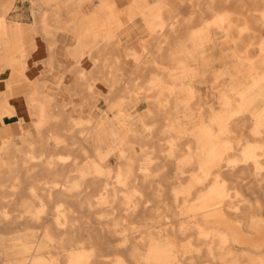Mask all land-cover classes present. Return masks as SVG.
<instances>
[{
	"label": "bare ground",
	"instance_id": "obj_1",
	"mask_svg": "<svg viewBox=\"0 0 264 264\" xmlns=\"http://www.w3.org/2000/svg\"><path fill=\"white\" fill-rule=\"evenodd\" d=\"M15 1L5 6L0 18V30L13 37L1 43L0 84L21 76L30 78L32 65L39 64L33 56L38 38L46 41L52 66L54 38L67 30L78 41L68 49L76 65L70 71L71 83L62 77L58 85L71 87V93L79 87L80 92L58 104L47 91L48 80L32 79L35 93L24 103L33 110L32 127L24 124L25 114L14 103L0 101V119L5 123L18 115L15 124L21 130L20 142L8 139L0 147V241L4 244L11 236L14 245H19L11 250L8 263L0 250V264H264V0H134L135 8L145 7L144 16L149 12L167 18L172 23L168 27L171 36L178 37L180 28L182 35L217 29L225 35L233 61L223 70L203 74L187 38L177 41L178 50L172 46L168 53L167 70L176 80L169 83L155 74L147 81L145 97L160 95L166 107L176 106L178 94H185L182 108L168 116L165 129L203 135L198 138L203 152L185 138L188 144L182 151L181 168L168 181L170 186H155L145 178L154 151L145 146L143 153H132L131 114L117 99L139 100L138 83L123 68L124 60L137 57L132 47L124 49V56L121 53L116 34L123 23L115 0H101L90 12L83 9L87 0H46L44 12L34 10L35 25L8 28L6 16ZM188 1L195 7L190 26L183 20V11L175 9L176 3ZM123 13L130 16L131 11ZM159 23L156 30L161 28ZM104 31L107 37H101ZM208 42L206 37L203 46ZM165 47L160 44L152 52V64L162 70L159 59ZM87 57L92 68L84 66ZM181 59L185 63L179 68ZM101 60L103 69L99 68ZM181 77L188 81L178 83ZM100 83L109 88L110 95L101 93ZM203 84H208L217 105L206 101ZM103 98L106 103L117 102L115 117L104 120L103 109L95 116L97 102ZM70 106L73 111L88 106L89 117H74ZM94 122L99 123V136L109 134L119 150L116 175L103 181L92 175L80 151L71 153V146L82 142L94 149ZM230 129L233 136L225 137ZM245 130L256 136H245ZM51 139L69 145L70 152L52 153ZM100 141L104 146V139ZM249 194L258 195L251 199ZM141 251L146 255L139 261Z\"/></svg>",
	"mask_w": 264,
	"mask_h": 264
},
{
	"label": "crops",
	"instance_id": "obj_2",
	"mask_svg": "<svg viewBox=\"0 0 264 264\" xmlns=\"http://www.w3.org/2000/svg\"><path fill=\"white\" fill-rule=\"evenodd\" d=\"M12 0H0V18L3 17L5 6H7ZM158 0H149L150 3H155ZM18 0L15 1V7L12 11L8 13L6 16V23L7 27L20 25L25 28H29L33 25H35L38 16L35 14V9L38 11L39 8H42V12H44L48 5L46 3V0H31V15L33 17V22L31 24L22 23L19 21H11L9 20V16L16 11ZM115 6L118 11L121 12V20L123 23L122 28L117 32L116 37L120 41V43L123 46V39L120 36L121 32H124L126 36H131V31L133 30L132 27H130L132 24L136 25V21L140 19L144 25V30L147 32V36L140 38L139 44L141 47V51L137 50L134 46H127L126 48L132 47L136 51V57H131L129 59H126L123 61V68L125 69L128 64H132L135 68L134 71L131 73L133 76V80L138 83V87L140 89H144L145 85L147 84V81L152 75L158 74L163 75L166 80L171 83L174 82L176 79L175 77H172L171 70H167L170 63V55L168 53L170 52L172 46H175L177 49V46L179 48V45L176 46L177 41L186 40L188 38L187 47L191 49L192 52L197 53L198 59H199V68L203 74H210L214 70H223L227 68L231 64V54L229 52L228 43L225 40V35L220 34L217 29H211L209 32L206 33H198L199 31L189 32L186 31L184 35L181 33V28L179 29L180 33L178 37L176 35L171 36L169 34V31H171L168 27L172 25V23L166 22L167 18L165 17H155L151 13H147L146 16H144L141 13V10H144L145 7L135 8L134 6V0H128L127 5H125L124 8H121L119 5V0H115ZM87 2L84 3V5ZM95 8L101 4V0H95L93 3ZM176 3L175 9L181 11V7H178ZM189 5V4H186ZM93 8L92 10H94ZM54 9V8H52ZM51 9V10H52ZM84 9V6H83ZM168 9H172L171 7H168ZM91 10V11H92ZM131 11L130 16L125 15L124 11ZM85 11V10H84ZM183 14L185 16V24L188 26L193 25L194 22V13H188L184 12ZM70 20V18H68ZM161 28L155 29V25L158 23ZM174 25H176L174 23ZM183 25V23H182ZM163 27V28H162ZM61 33H68L72 35L75 38V43L71 45L70 47H67L66 52L68 55V49L71 47H75L78 43L77 38L75 35H73L71 32L67 30H61L59 31L55 38H54V48L52 53V59L53 64L50 66L48 64V58L50 57V54H48V51L46 49L45 40L37 39L38 40V49L33 54L34 61L39 62L37 65H32L31 71L29 73V77L21 76L17 78L16 80L10 79L0 84V101H8L11 103H14L16 107L18 108L19 113L27 114L29 111L25 107V100L27 97L33 96L35 93V88L32 82V79L38 78V80H48L50 83V80L47 78L48 73H51L56 66H61L62 63L59 59V49L61 41L59 39V35ZM214 33L218 35L217 38L214 37ZM155 34H158V37L155 39ZM101 37H107L108 32L104 31L100 33ZM207 37L208 44L203 46L204 40ZM225 40V41H224ZM5 41H13V37L9 31H2L0 30V57L3 55L4 52V46L1 45L2 42ZM44 41V43L42 42ZM160 44H163L165 47L164 54L162 58L159 59L160 65H163L164 69H158L156 66H153L152 64V52L155 51V48L159 46ZM145 47H148V51H145ZM178 50V49H177ZM71 58V57H70ZM42 60H44V63H40ZM72 64L69 68V72L71 69L76 65L75 61L71 58ZM86 62H89L91 65L90 67L85 68H92L93 63L89 60V58H85ZM84 61V64H85ZM233 62V61H232ZM185 61L181 59V61L178 62L177 66L180 68L182 65H184ZM99 68H104V62L101 60L99 63ZM231 72L234 73L236 70L234 68H231ZM8 73L5 74V78L7 77ZM63 76L59 77L58 82L56 85L59 87V80ZM202 80H205L207 78H201ZM178 83H186L188 81V78H179ZM119 83L125 87V84L121 80H119ZM103 85L100 84L99 89L101 93L105 95L109 94V89L106 88V90H103ZM105 88V87H104ZM48 89V88H47ZM60 90H64L67 92H71V87L68 89L64 86L59 87ZM48 91V90H47ZM78 93L76 88L72 89V94ZM55 99L57 100L56 94H52ZM204 97H207L203 93ZM185 94L183 91H181L178 94V103L176 106H169L166 107L164 97L160 95H156L153 98H142L139 103L145 101L148 104V107L142 111L139 112L138 115H135L131 118V123L133 125V141H134V147L132 150V153L139 155L143 153L145 146L151 150L154 151L155 159H151L150 154L147 155L148 159H151L147 162L149 173L146 174L145 178L153 183V185H165L170 186L171 183H168V181H171L175 178L176 171L179 170L180 165V159L182 158V151L186 148L188 142L185 138L191 139L194 148L200 152H203L201 142L198 140V138L202 137L203 135L196 133L195 131H184L179 128L174 130H168L165 129V125L167 123L168 116L174 112L177 109L182 108L181 101L183 100ZM215 102L211 103L213 105H217L216 99H214ZM70 101V100H69ZM69 101L61 102L66 103ZM105 102L104 100H102ZM58 103V104H61ZM107 109H103V119L105 120L108 116L115 117V115L118 112L117 104L112 101L109 105H107ZM132 106V107H131ZM126 107L132 111V108L135 106L127 103ZM133 112V111H132ZM19 119L18 115H15L13 118H7L5 120V123L0 119V147L4 143V141L8 139H14L17 142H20L21 137V130L18 129L17 125L15 124L17 120ZM99 130V127H98ZM98 130H95L97 133L95 134V138L97 139L96 142H98V146H95L94 149L98 150L100 154L108 155H116L117 163L116 165H112L110 161H104V156H101L100 162H91L89 169L92 171V175L100 179L101 181L107 180L111 176H115L116 172L118 170L119 165V150L117 144L112 145L111 136L107 133H104L99 136ZM245 136L248 137H255L256 135H252L250 130L244 131ZM233 133L232 130H228L225 137H232ZM100 137L104 139V146L102 145L100 141ZM177 139V141H176ZM179 142V143H177ZM110 143V144H109ZM51 149L54 148L53 146L50 147ZM105 150V151H104ZM174 150V153H173ZM52 153H57L56 151ZM188 169V168H186ZM185 169V170H186ZM94 171V172H93ZM186 181L189 180V178L185 179ZM150 197V195H148ZM18 239V238H17ZM15 239H11V236H7L6 242L3 244L0 241V250L4 251L5 253V262L8 263V260L10 259V253L11 250L18 249L19 245H14ZM236 247H240L236 246ZM250 247V246H248ZM37 248V247H36ZM35 248V249H36ZM141 253H145V251H141ZM138 254V260H140V255ZM144 255V256H145ZM143 256V257H144Z\"/></svg>",
	"mask_w": 264,
	"mask_h": 264
},
{
	"label": "rangeland",
	"instance_id": "obj_3",
	"mask_svg": "<svg viewBox=\"0 0 264 264\" xmlns=\"http://www.w3.org/2000/svg\"><path fill=\"white\" fill-rule=\"evenodd\" d=\"M94 1L93 0H87L86 1L87 3L84 5V10L86 12H90L93 8H95L94 4H89V3H93ZM127 3H128V0H119V5L121 6V8H124L125 5H127ZM187 4H189V5H185V4L183 5V4H180L178 2L177 5H178V7H181V11H184V12L186 11L188 13H191V12L194 13L195 12V7L193 5H191L190 1H188ZM17 7L18 8L16 9V11H14L9 16V20H11V21H19V22L26 23V24H31L33 22V20H34L32 15H31V0H18ZM130 27L133 28V30L131 31L132 32L131 36L124 35L125 34L124 32L120 33V36L123 39V46L121 47V53L123 54V56H124V49L127 46H134L137 50L141 51L139 40H140V38H143V37L147 36V32L144 30V25H143V23H142V21L140 19H138L136 21V25L132 24ZM263 34H264V32H263ZM39 39H41V38H39ZM59 39L61 41L60 49H59V52H60L59 53V59H60V62L62 63V65L61 66H56L51 73H48L46 75H47V78L50 80V83H49L48 89H47L48 93L49 94H56L57 102L61 103V102H65V101L71 100V92L69 93L67 91L60 90L59 87L56 85V83L58 82V79L61 76L64 77L63 79H64L65 83H71V81L73 80V77H72L73 75L68 71L69 68L71 67L72 60L67 55L66 49H67V47H70L71 45H73L76 40H75V38L72 35H70L68 33H61L59 35ZM42 42L44 43V41H42ZM145 51H148V49L146 48ZM90 65L91 64L89 62L85 61V64H84L85 67H90ZM134 68L135 67L132 64H128L126 66V68H125V70H126L125 74L127 76H129L134 71ZM4 77H5V75H4ZM130 78H133V76L130 75ZM121 81L123 82V84H125V87L127 85L129 86V84L127 82H124L123 80H121ZM100 84H102V83H100ZM100 84H98V88H99ZM102 85L105 87V88L103 87V90H106V88H108L105 84H102ZM207 85L203 84V85H201L202 87L200 86V88L202 90V93L207 95L206 101L214 103L215 100L211 96V91L207 88ZM76 89H77V92H80L79 87H76ZM136 89H137L136 90L137 91L136 95L139 98V100H133V99L127 98L125 96H120L117 99L118 104H120L124 109L129 111V113L131 114V118L134 116V114L138 115L139 112L144 111L148 107V104L145 101L139 103L140 100H141L140 96H143L142 98H146L145 94H144V89H140L138 86H137ZM102 100H104L105 102H103ZM75 101L76 102H80V99H75ZM117 102H115V103L117 104ZM110 103H106V100L104 98L103 99H99L98 102H97V108H96L97 111H96V115L95 116L100 115V109H107L106 104L109 105ZM127 103H130V104L135 106L134 108H132L133 112L130 111L126 107ZM88 108H89L88 106H85L83 108L77 109L76 111H73V108H71V106H70L68 108V110H69V112L71 114L73 113L72 115L74 117L87 118V117H89V109ZM27 110L29 111V113L25 114V118H23V117L22 118L24 119V124L28 123V127H32L33 126V121L35 119V116H34V113H33L32 109H27ZM92 127L94 128V134L92 135L93 148H94L95 146H98V142H96L97 139L95 138V134L97 132L95 130H98L99 123L94 122ZM49 143H50V147L51 146L54 147L52 149L49 147L50 151H53V152L56 151L57 152L56 154H66V153L70 152L69 151L70 146L66 145L65 143L64 144L63 143H57L54 139H51ZM111 144L115 145L116 143L114 144L112 142ZM88 146H89V144L88 143L86 144V142L85 143L82 142V143H79L78 145L71 146V153L77 154L78 151H80L87 158L86 161H89V163L96 162V160H97L96 157L101 158V156H104L103 160L105 162L106 161H110V163L112 165H116V163H117L116 155H108V156H106L105 154L104 155L100 154L98 150H95V149L90 150ZM98 161H97V163H98ZM70 166H71V158L69 159V162L67 164V169L68 170L71 169ZM76 168H80L79 165H77ZM89 180H90V178H89ZM91 180L93 181V178H91ZM257 195L258 194H249L247 197L253 199ZM150 204L152 206H155V203H150ZM262 213H264V209L262 210ZM146 219L148 221H150L152 218L147 217ZM144 255H145V253H141L139 261L142 260Z\"/></svg>",
	"mask_w": 264,
	"mask_h": 264
}]
</instances>
